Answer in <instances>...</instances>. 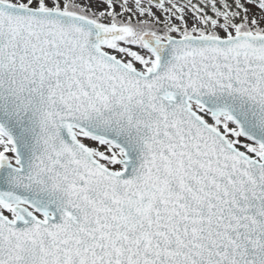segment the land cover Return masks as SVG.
I'll use <instances>...</instances> for the list:
<instances>
[{"label":"snow or ice","instance_id":"1","mask_svg":"<svg viewBox=\"0 0 264 264\" xmlns=\"http://www.w3.org/2000/svg\"><path fill=\"white\" fill-rule=\"evenodd\" d=\"M0 264H264V0H0Z\"/></svg>","mask_w":264,"mask_h":264}]
</instances>
